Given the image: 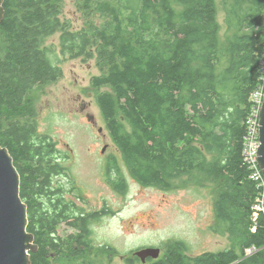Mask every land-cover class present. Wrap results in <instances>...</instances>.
<instances>
[{
    "label": "trees",
    "instance_id": "16d2710c",
    "mask_svg": "<svg viewBox=\"0 0 264 264\" xmlns=\"http://www.w3.org/2000/svg\"><path fill=\"white\" fill-rule=\"evenodd\" d=\"M72 1L79 28L62 18L66 0H4L0 23V145L21 176L27 230L38 245L32 264H101L94 249L117 252L96 243L90 217L62 243L54 237L59 216L46 212L51 176L66 170L56 159L66 153L39 132L31 93L63 76L45 43L56 33L63 57L98 66L91 85L120 152L110 163L115 188L126 190L124 167L160 189L183 175L216 185L211 229L228 234L231 246L193 255L175 240L161 264H264V213L253 209L260 187L244 158L252 96L264 76V0H225L224 40L216 0ZM79 237L83 252L75 249Z\"/></svg>",
    "mask_w": 264,
    "mask_h": 264
},
{
    "label": "rangeland",
    "instance_id": "374dc122",
    "mask_svg": "<svg viewBox=\"0 0 264 264\" xmlns=\"http://www.w3.org/2000/svg\"><path fill=\"white\" fill-rule=\"evenodd\" d=\"M216 1L221 39L224 40L228 34L225 0ZM62 18L71 20L74 28L83 25L82 13L72 0H66ZM59 37L60 33H56L45 43L54 48L53 59L61 65L63 76L51 84L35 88L31 99L37 110L39 132L50 136L63 152L70 154L72 150L74 158L69 163L72 168L70 174L77 178L83 191L79 206L94 209L97 204L96 207L101 208L99 204L105 198L113 210L95 224L94 230L98 245L112 246L117 252L108 256L96 249V262L161 264L167 246L175 240H183L189 246L188 253L193 255L229 248L232 243L230 236L220 235L211 229L215 223L214 183L208 180L197 182L190 178L191 175H183L175 178L168 190L140 186L124 167L122 170L129 181H126L128 188L118 194L106 186L103 176L105 163L99 157L100 151L107 146L106 155L113 153L119 159L120 152L96 101L97 90L91 85V79L99 74V69L95 59L63 57ZM87 114L91 115L89 120ZM58 179L62 180L61 177ZM63 179V187L68 191L69 180ZM68 194L69 199L73 198L72 193ZM146 247L160 248V256L147 263L128 261L135 251Z\"/></svg>",
    "mask_w": 264,
    "mask_h": 264
},
{
    "label": "water",
    "instance_id": "95a60500",
    "mask_svg": "<svg viewBox=\"0 0 264 264\" xmlns=\"http://www.w3.org/2000/svg\"><path fill=\"white\" fill-rule=\"evenodd\" d=\"M4 15V0H0V23ZM259 134L257 156L264 175V100ZM27 227L28 206L21 196V176L9 149L0 145V264H32L31 252L37 251L38 245ZM160 252L158 247H146L134 255L145 262L148 257L158 258Z\"/></svg>",
    "mask_w": 264,
    "mask_h": 264
},
{
    "label": "flooded vegetation",
    "instance_id": "af4514ba",
    "mask_svg": "<svg viewBox=\"0 0 264 264\" xmlns=\"http://www.w3.org/2000/svg\"><path fill=\"white\" fill-rule=\"evenodd\" d=\"M82 110H86V107H82ZM89 117H91V115L87 114L88 120ZM106 150L107 149L105 150L102 149L100 151V155L98 154L101 160L105 163L103 170V176H105V183L110 190L119 194L122 191L118 190L113 186V182L115 180V171L112 168V165H110V163L115 161V154L111 153L106 155ZM60 151L62 152L63 150L59 149V152ZM73 158L74 156L72 155V150H71L70 154L69 153H66V155L64 154L63 158L61 155H59V157L56 159L57 162H63L66 170H64L62 174H56L51 176V180H52L51 185L53 187L49 189L45 200V207L48 216L52 217L54 215H57L60 218L58 221V227L56 228L57 232L54 237L60 238V241L62 243L64 238L78 236L81 233V230L83 229V219L88 217L94 218V221L91 225L92 228L91 231H92V235L95 238V230H94L95 224L101 218L113 213V210L108 206V201L105 198L101 200L102 204L98 202L100 203L99 205H101V208L96 207L97 204L94 205L95 207L94 209L92 208L86 209L79 206L78 202L83 197L82 195L83 191L81 185L77 182L78 181L77 178L73 176V174L72 175L70 174V172L72 173V168L70 167L69 163L70 164L72 163ZM122 173L125 178V184H126L125 189H127L128 188L127 182L129 181L126 177V174H124V172ZM60 177L62 178V180L58 179ZM63 178L69 180L70 186L68 188V191H66L65 188L63 187L64 184ZM131 178L140 186H146L140 183L135 178L133 177ZM68 193H72L74 195L73 198L69 199L67 197V195H69ZM82 241L83 240L80 237L76 240L75 249L77 251L83 252V250L85 249L84 243H82ZM93 251H94L93 258L96 260L97 259L96 255L98 256V253H95V249ZM53 256H55V253L50 252L49 257H53ZM137 260H140L142 262V260L136 255H134L132 258H128L129 262L137 261ZM151 260H153V258L148 257L145 263Z\"/></svg>",
    "mask_w": 264,
    "mask_h": 264
},
{
    "label": "built area",
    "instance_id": "2783aa9c",
    "mask_svg": "<svg viewBox=\"0 0 264 264\" xmlns=\"http://www.w3.org/2000/svg\"><path fill=\"white\" fill-rule=\"evenodd\" d=\"M262 69L264 72V59L262 60ZM264 100V76L262 85L255 90L252 96V110L247 119V134L245 137L244 158L252 166V177L258 181L260 193L255 200L253 209L264 213V175L258 162L257 151L260 146V113ZM254 248L249 249L252 252Z\"/></svg>",
    "mask_w": 264,
    "mask_h": 264
}]
</instances>
